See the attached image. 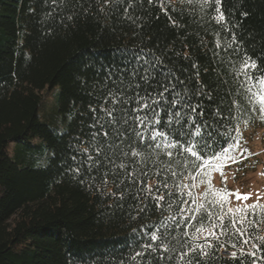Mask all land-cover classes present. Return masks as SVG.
Instances as JSON below:
<instances>
[{
  "label": "trees",
  "instance_id": "trees-1",
  "mask_svg": "<svg viewBox=\"0 0 264 264\" xmlns=\"http://www.w3.org/2000/svg\"><path fill=\"white\" fill-rule=\"evenodd\" d=\"M219 7L221 24L212 19L214 8L188 0H136L128 9L133 24L112 0H64L58 6L51 0H0V264H133L128 258L150 232L180 236L175 205L156 209L149 201L139 212L130 193L121 199L111 183L90 186L69 169L91 131L104 68L122 66L131 58L125 50L161 57L191 88L197 85L194 63L206 91L218 86L219 73L229 80L220 95L232 78L213 54L223 55L217 41L223 46L235 37L233 48L264 68V0H220ZM48 91L54 93L53 115L41 113ZM213 95V101L199 99L215 107L219 97ZM235 98L248 111L225 112L217 153L239 141L246 128L262 131L264 142V119L255 105L247 94ZM232 99L227 96L224 107ZM252 236L259 244L255 237L264 236V224L254 226ZM233 250L217 251L214 264H240L231 258Z\"/></svg>",
  "mask_w": 264,
  "mask_h": 264
},
{
  "label": "snow or ice",
  "instance_id": "snow-or-ice-1",
  "mask_svg": "<svg viewBox=\"0 0 264 264\" xmlns=\"http://www.w3.org/2000/svg\"><path fill=\"white\" fill-rule=\"evenodd\" d=\"M63 2L51 0L56 6ZM112 2L123 5L126 17L136 23L128 12L136 0ZM188 3H198L202 9L214 8L217 15L212 19L217 24L225 20L220 0ZM234 42L235 37L223 46L217 41L215 46L222 49L223 55L213 53L219 57L218 63L225 65V76L232 78L224 95H220V89L228 86L229 80L219 73L218 86L206 91L207 86L199 83L200 70L194 63L197 85L191 88L161 57L148 58L143 49L132 53L125 50L131 58L124 60L122 66L104 68L96 104L91 107V131L87 142L78 149L79 158L72 157L74 165L69 170L83 176L80 182L90 186L99 184L106 188L111 183L117 189L113 195L121 199L130 193L139 212L145 211L149 201L155 202L156 209L166 204L171 211L175 205L172 219L180 230L179 237L172 235V230L167 235L159 229L150 232L148 241L128 258L133 264H214L216 252L228 248L235 249L230 256L239 259L240 264H246L245 256L251 264L264 260V256L256 255L264 251V236L255 237L259 244L253 242L252 236L253 227L264 224V203H260L264 197L257 193V201L248 204L250 194L216 190L209 179V170L224 177L225 164L221 161L238 163L245 158L246 150L239 141L219 153L214 148L222 121L229 118L225 112L248 111L235 97L247 94L249 105L254 104V110L264 119V68L246 53L241 56L239 47L233 48ZM214 93L219 97L215 107L199 99L213 101ZM227 96L233 99L224 107ZM205 184V190L198 191ZM232 196L240 202L236 207L231 206ZM177 215L180 219H176Z\"/></svg>",
  "mask_w": 264,
  "mask_h": 264
},
{
  "label": "rangeland",
  "instance_id": "rangeland-1",
  "mask_svg": "<svg viewBox=\"0 0 264 264\" xmlns=\"http://www.w3.org/2000/svg\"><path fill=\"white\" fill-rule=\"evenodd\" d=\"M56 91L57 89L55 88L53 92ZM53 94L48 91L44 95V106L41 108L42 114L53 115L51 105ZM262 136V131L254 128H246L239 132V143L241 148L246 150L245 158L239 160L238 163L221 161V163L225 164L223 168L224 177L216 170H209V179H211L214 189L250 194L251 199L247 201L248 204H253L257 201V193L260 197H264V142ZM236 154L238 156V152ZM206 175L208 174L206 173ZM206 187V184L202 185L198 191L201 192ZM229 199L232 207L240 204L234 196ZM260 203H264V199H261Z\"/></svg>",
  "mask_w": 264,
  "mask_h": 264
},
{
  "label": "built area",
  "instance_id": "built-area-1",
  "mask_svg": "<svg viewBox=\"0 0 264 264\" xmlns=\"http://www.w3.org/2000/svg\"><path fill=\"white\" fill-rule=\"evenodd\" d=\"M264 174V173H263Z\"/></svg>",
  "mask_w": 264,
  "mask_h": 264
}]
</instances>
